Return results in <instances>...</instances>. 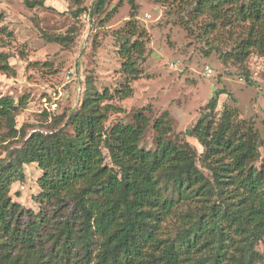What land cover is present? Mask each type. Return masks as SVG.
I'll list each match as a JSON object with an SVG mask.
<instances>
[{"label": "trees", "instance_id": "trees-1", "mask_svg": "<svg viewBox=\"0 0 264 264\" xmlns=\"http://www.w3.org/2000/svg\"><path fill=\"white\" fill-rule=\"evenodd\" d=\"M112 1L93 0L88 14L103 22L116 9L107 10ZM177 1L173 10L188 35L238 31L221 58L264 54V0ZM73 2L70 15L77 18L87 7ZM128 4L129 18L112 32L120 60L112 89L99 90L86 77L77 107L30 132L34 125L15 124L26 101L0 96V264H264V138L233 107L224 104L216 115L220 95L234 101L227 88H214L184 130L172 131L166 112L157 117L152 149L141 144L150 123L142 109L131 121L105 125L110 113L122 111L113 102L132 95L148 54L138 4ZM40 31L63 47L75 38L71 31ZM9 57L0 50V73L14 76ZM240 74L254 85L247 70ZM30 163L41 171L36 208L10 195Z\"/></svg>", "mask_w": 264, "mask_h": 264}, {"label": "rangeland", "instance_id": "rangeland-1", "mask_svg": "<svg viewBox=\"0 0 264 264\" xmlns=\"http://www.w3.org/2000/svg\"><path fill=\"white\" fill-rule=\"evenodd\" d=\"M73 1L43 0L44 6L28 8L23 0H0V50L10 54L8 62L15 70L14 76L0 73V96L26 101L15 116L17 128L34 125L27 129L30 132L77 107L86 77H91L99 90L112 89L119 82L120 60L112 32L129 18L128 0H113L107 10L114 5L116 9L103 22L88 14L93 0H83L87 10L73 18ZM134 1L138 4L136 18L144 28L148 54L140 64V78L132 82V95L113 102L122 111L110 113L105 125L116 119L131 121L133 111L142 109L150 123L141 144L152 149V123L157 117L166 112L172 131L184 130L198 116L214 88L225 87L234 101L226 94L220 95L216 115L224 104L233 107L236 118L252 121L260 138H264V54L251 52L241 62L232 56L223 59L220 51L237 37L238 31L224 28L198 38L188 35L179 24V16L173 10L179 1ZM192 24L197 32L199 25ZM2 29L11 36L7 37ZM40 29L47 33L71 31L75 38L63 47L44 40ZM242 69L249 72L254 85L245 84ZM188 140L201 150L195 139ZM259 150L262 158L264 143ZM23 172L24 180L11 184L10 195L26 207L36 208L32 195L39 190L36 180L41 171L36 163H30L23 165ZM257 249L262 252L263 245Z\"/></svg>", "mask_w": 264, "mask_h": 264}, {"label": "built area", "instance_id": "built-area-1", "mask_svg": "<svg viewBox=\"0 0 264 264\" xmlns=\"http://www.w3.org/2000/svg\"><path fill=\"white\" fill-rule=\"evenodd\" d=\"M53 107H55V104L53 105Z\"/></svg>", "mask_w": 264, "mask_h": 264}]
</instances>
